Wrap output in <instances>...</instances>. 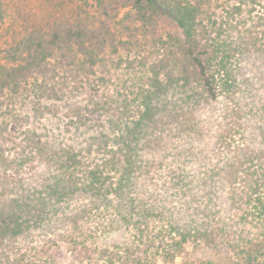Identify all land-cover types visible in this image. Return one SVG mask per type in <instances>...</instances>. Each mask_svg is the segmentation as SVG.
<instances>
[{
    "label": "trees",
    "instance_id": "16d2710c",
    "mask_svg": "<svg viewBox=\"0 0 264 264\" xmlns=\"http://www.w3.org/2000/svg\"><path fill=\"white\" fill-rule=\"evenodd\" d=\"M264 264V0H0V264Z\"/></svg>",
    "mask_w": 264,
    "mask_h": 264
},
{
    "label": "rangeland",
    "instance_id": "374dc122",
    "mask_svg": "<svg viewBox=\"0 0 264 264\" xmlns=\"http://www.w3.org/2000/svg\"><path fill=\"white\" fill-rule=\"evenodd\" d=\"M174 264H179V261H176Z\"/></svg>",
    "mask_w": 264,
    "mask_h": 264
}]
</instances>
